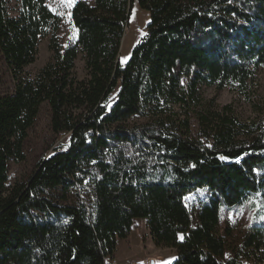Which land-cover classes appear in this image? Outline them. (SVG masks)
<instances>
[{
	"label": "trees",
	"instance_id": "1",
	"mask_svg": "<svg viewBox=\"0 0 264 264\" xmlns=\"http://www.w3.org/2000/svg\"><path fill=\"white\" fill-rule=\"evenodd\" d=\"M135 1L77 0L63 46L48 0H17L15 16L0 0V55L15 82L0 97V264H111L139 219L156 247L176 250L168 264H264V107L244 122L201 92L249 98L264 67V0H137L151 21L121 66ZM48 36L51 60L31 75ZM44 104L66 147L7 189ZM241 208L252 212L245 235L228 227L220 240Z\"/></svg>",
	"mask_w": 264,
	"mask_h": 264
},
{
	"label": "rangeland",
	"instance_id": "2",
	"mask_svg": "<svg viewBox=\"0 0 264 264\" xmlns=\"http://www.w3.org/2000/svg\"><path fill=\"white\" fill-rule=\"evenodd\" d=\"M87 1L91 2L92 0ZM48 6L56 15L61 17L62 26L58 31L57 39L63 46H67L75 38L76 34L69 15L72 6H65L61 0H48ZM18 7L17 0H10L12 16L17 15ZM150 21L151 16L149 12L141 9L136 0L132 5L127 28L122 40L119 55L121 66L126 65L131 59L133 50L145 37L146 28ZM50 38L51 36H48L41 40L35 63L26 69L29 74H37L50 62L52 57ZM86 76L85 63L80 57L76 63L75 77L78 80H84ZM14 88L15 82L13 77L0 55V97L12 94ZM117 91L118 89L115 90L111 99H114ZM201 92L205 99L216 98L220 105L232 104L238 117L244 122H249L256 118L255 106L264 107V67L260 68L255 74L254 81L251 83L247 94L249 98L231 87L221 92H217L214 88H203ZM144 121L142 119L138 123H143ZM50 124L49 107L47 104H44L40 109L34 127L30 131L26 144V160L22 163L11 161L8 164L7 189H11L17 183L26 182L35 172L37 164L42 159H46L52 155L54 150L60 145L65 147L68 137L56 138L52 133ZM251 217L252 212L247 208H241L235 214H229L224 217L221 221L222 230L219 239L222 240V237L225 235L223 231L228 227L230 231L232 230L234 237H243L246 231L245 228L250 223ZM116 255L115 260L117 264H168L175 258L176 250L156 247L151 239L147 222L139 219L134 223L130 237L127 240L119 241ZM106 263H109V261Z\"/></svg>",
	"mask_w": 264,
	"mask_h": 264
},
{
	"label": "snow or ice",
	"instance_id": "3",
	"mask_svg": "<svg viewBox=\"0 0 264 264\" xmlns=\"http://www.w3.org/2000/svg\"><path fill=\"white\" fill-rule=\"evenodd\" d=\"M61 2L67 6V7H71L76 3V0H61ZM70 15V13H69ZM209 147H211V145H209ZM221 159H226V157H220Z\"/></svg>",
	"mask_w": 264,
	"mask_h": 264
},
{
	"label": "built area",
	"instance_id": "4",
	"mask_svg": "<svg viewBox=\"0 0 264 264\" xmlns=\"http://www.w3.org/2000/svg\"><path fill=\"white\" fill-rule=\"evenodd\" d=\"M62 137L63 138H67L68 137V134H62ZM66 147V146H65ZM65 147H63V148H65ZM111 264H117V261L116 260H113L112 262H111Z\"/></svg>",
	"mask_w": 264,
	"mask_h": 264
}]
</instances>
